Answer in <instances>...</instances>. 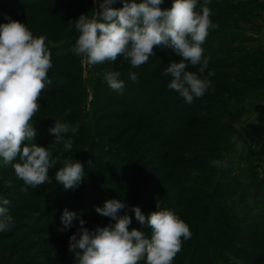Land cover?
Masks as SVG:
<instances>
[{
	"label": "rangeland",
	"instance_id": "obj_1",
	"mask_svg": "<svg viewBox=\"0 0 264 264\" xmlns=\"http://www.w3.org/2000/svg\"><path fill=\"white\" fill-rule=\"evenodd\" d=\"M37 1L0 0V25L9 17L25 23L34 37H45L52 57L62 59H51L52 83L41 93V108L32 118L33 142L60 159L49 169L48 181L31 188L0 158V199L10 201L14 220L9 231L0 232V264H76L68 251L69 237L80 227L79 219L90 230L114 223L95 211L109 199L123 200L126 208L119 215H129V230L144 231L149 239L151 229L135 219L132 206L146 216L165 209L181 215L192 235L182 239L173 264H264V0H209L210 19L218 25L202 45L209 65L203 74L199 66L187 70L201 78L209 71L215 75L208 77L212 87L192 104L167 87L172 77L165 69L181 59L171 48L154 47L155 55L140 67L122 56L87 65L73 52L79 35L74 21L81 14L96 15L100 3L48 0L37 8L20 6ZM172 2L164 0L160 7L170 8ZM203 3L198 0L197 11ZM111 6L122 7V0ZM108 68L120 72V79L137 74L128 103L144 96L135 100V108L108 96L114 93L103 79ZM152 97L167 105L155 104L143 125L129 118L132 109L144 108ZM181 108L193 114L188 128L178 125ZM138 114L143 118V111ZM56 122L69 126L63 135L72 140L71 151L51 143L55 136L49 129ZM67 158L84 166V179L74 189L63 188L54 177ZM213 160L221 166H213ZM17 162L18 157L12 163ZM184 186L190 189L181 196ZM157 187L166 192L152 193L150 200L146 192ZM65 209L78 218L61 231ZM206 215L213 223L209 232L204 230L210 223L202 220Z\"/></svg>",
	"mask_w": 264,
	"mask_h": 264
},
{
	"label": "clouds",
	"instance_id": "obj_2",
	"mask_svg": "<svg viewBox=\"0 0 264 264\" xmlns=\"http://www.w3.org/2000/svg\"><path fill=\"white\" fill-rule=\"evenodd\" d=\"M96 2L100 3L96 15L90 18L81 14L74 21L79 35L73 52L83 57L87 65L114 62L122 56L133 67H140L155 55L154 47H169L181 57L165 69L164 74L172 77L169 89L192 104L212 87L208 77L214 76V71L201 78L187 70L189 65L199 66L198 72L203 74L209 65L210 58L204 57L202 45L209 30L218 27L210 19L209 0H204L199 11L198 0H173L167 9L160 7L164 0H122L120 8L111 6L116 0ZM52 66L45 37H34L25 23L10 17L0 25V158L6 165L12 164L16 177L31 188L46 183L49 169L60 159H54L48 147L33 142L36 129L32 118L41 108V93L52 83L48 78ZM120 76V72L110 68L103 73L107 85L122 93L125 85ZM128 77L132 82L138 80L135 72H129ZM69 131L68 125L56 122L49 129L55 136L51 143L62 144L64 151H71L73 142L63 135ZM17 157L19 162L12 163ZM60 162L63 166L54 176L57 184L74 189L84 179L83 164L73 158ZM211 163L215 167L222 164L219 160ZM5 183L11 186V181ZM9 204L8 199H0V232H7L14 225ZM159 207L157 204L156 208ZM125 208V202L117 199L106 200L102 208L96 207L98 214L115 221L105 227L90 230L85 227L86 221L79 219L80 227L69 237L68 247L76 264H173L182 248V239L191 238L189 226L172 210H156L146 216L139 207L132 206L135 219L151 229L149 239L144 231L129 230L132 218L119 215ZM74 218H78L76 213L65 209L61 231L70 229Z\"/></svg>",
	"mask_w": 264,
	"mask_h": 264
},
{
	"label": "trees",
	"instance_id": "obj_3",
	"mask_svg": "<svg viewBox=\"0 0 264 264\" xmlns=\"http://www.w3.org/2000/svg\"><path fill=\"white\" fill-rule=\"evenodd\" d=\"M37 1V0H36ZM50 2L48 1V0H39V1H37V2H33V3H30V4H21L20 6H22V7H24V6H34L35 8H37V7H40V5H47V4H49ZM203 55H204V53H203ZM52 57V56H51ZM204 57L205 58H208V56H206V55H204ZM53 58L54 57H52L51 59L53 60ZM55 58H57V59H60L61 57H55ZM54 58V59H55ZM64 58V57H63ZM60 60H62V59H60ZM66 60V59H65ZM121 80H123L124 81V89H123V91H122V93L121 92H117V91H114V93L113 94H109L108 96H110V97H112V99L114 100V101H116V103L118 104V105H120V106H124V107H130V106H132L133 108H135L136 106H137V103H135L136 101V99H138V101H140V100H142L143 98H142V96H144L143 94L142 95H138L135 99H134V101H133V103H131V105H130V103H128V99H129V95L131 94V91H129L130 90V88L131 87H133L134 86V84L132 83V81H130V80H128V79H124V78H122ZM147 94H148V96H149V94H150V92H146ZM149 98V97H148ZM152 100L151 101H149L148 100V102H147V104H146V106H144V108H142V109H139V110H136V109H132L131 111H130V113H129V118H132L133 120H135L136 122H138V123H141V125H143L144 123H146V121L147 120H145L146 118H147V114H148V112H150V110L153 108V109H155L156 108V106H155V104H160V103H162V105H164V106H166L167 105V103H165V101H163V100H161V99H156L155 97H152L151 98ZM153 103H154V105H153ZM153 105V106H152ZM184 107V106H183ZM152 109V110H153ZM140 111H143V113H144V116H143V118L142 117H139L140 115L138 114L137 115V112H139L140 113ZM177 114V116H179L180 117V120H179V122L180 123H178V125L179 126H181L182 128H188V127H190L191 125H193V119H194V117H193V114H192V112H190V111H188V110H184V108H181V109H179V110H177V112H176ZM143 119V120H142ZM184 120H187L186 122H184ZM155 135H157V136H159V137H161V134L159 133H155ZM162 137H163V135H162ZM199 138L198 137H196L195 138V141L194 142H197V140H198ZM196 160V159H195ZM117 169V168H116ZM190 186V185H189ZM188 189H190V188H187V187H185L184 186V188H182V191H180V195L182 196V194L184 193V192H186ZM161 192H166L164 189H162V187L161 188H159V187H157V188H155L154 190H150V192H146L147 193V196H149V198H150V200H151V194L153 193L155 196H157V195H159ZM191 201H193V200H191ZM212 206L211 205H208L207 207H206V210L207 209H210V211L212 210ZM206 212V211H205ZM179 218H181V215H177ZM202 220H204L205 222H206V220H208V222L210 223L209 224V228H207V229H205L204 231H210L211 230V228H213V223H212V221L209 219V218H207V215H206V219H202ZM202 220L200 221L201 222V224H202ZM219 222V221H218ZM217 222V223H218ZM212 223V224H211ZM195 230L196 231H198L199 232V230L200 229H198L197 227H195ZM201 231V230H200ZM211 236V234L208 236V237H210ZM212 237V236H211Z\"/></svg>",
	"mask_w": 264,
	"mask_h": 264
}]
</instances>
